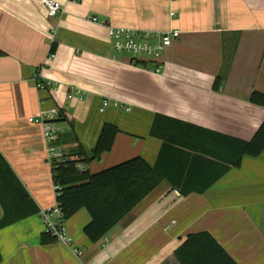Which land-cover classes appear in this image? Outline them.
Listing matches in <instances>:
<instances>
[{"label": "crops", "instance_id": "obj_1", "mask_svg": "<svg viewBox=\"0 0 264 264\" xmlns=\"http://www.w3.org/2000/svg\"><path fill=\"white\" fill-rule=\"evenodd\" d=\"M59 1L63 11L51 17L40 0H0V153L39 209L55 205L57 195L43 127L30 118L52 110L66 128L62 149L91 173L137 156L155 166L164 144L151 134L157 115L207 130L165 132L184 142L187 170L195 156L186 186L203 191L183 195L164 179L97 242L84 232L86 209L64 220L71 245L45 243L34 214L0 229V264H179L174 252L203 231L237 264H264V150L214 183L223 165L208 153L229 148L211 132L251 140L264 121V107L250 102L253 91L264 93V0ZM93 17L181 34L159 60L135 58L115 52L108 27ZM70 88L84 99H69ZM105 123L120 129L112 150L84 161ZM181 150L168 148L161 161L177 180L187 159Z\"/></svg>", "mask_w": 264, "mask_h": 264}, {"label": "trees", "instance_id": "obj_2", "mask_svg": "<svg viewBox=\"0 0 264 264\" xmlns=\"http://www.w3.org/2000/svg\"><path fill=\"white\" fill-rule=\"evenodd\" d=\"M55 51L52 47L51 53ZM5 55L0 49V56ZM146 63V61H142ZM252 104L264 107V93L255 90L250 95ZM61 112L59 121H64ZM184 130L201 131L199 126L183 122L174 118L157 115L151 134L164 139L158 161L155 166L150 165L144 158L137 156L97 173L83 170L78 167L79 162L69 155L61 162H54L52 166L53 179L59 186L57 202L59 203L64 219L67 220L86 209L90 215V221L86 224L84 232L93 242L105 237L111 229L121 221L129 212L138 206L157 186L169 179L174 187H178L183 195L194 190L187 187L191 181L194 157L189 162V152H184L178 145L184 142L176 138L166 137L165 132ZM120 129L112 123H105L101 129L92 157L84 161L100 158L105 152L111 151ZM222 140H227L229 148L227 153L219 154L209 151L212 162L219 167L218 175L212 177L210 183H214L224 175L230 167L240 166L245 155L258 156L264 150V121L251 140H242L234 137L223 136L211 132ZM168 148L181 150L186 153L185 163L181 168V177L177 180L168 175L161 167V161ZM80 156L82 152H80ZM211 161V160H210ZM217 161V162H216ZM187 170V172H185ZM203 189V188H202ZM0 202L4 209V216L0 220V229L16 223L34 214L40 213V209L32 199L15 172L0 153ZM45 243L57 241L55 237L45 232ZM179 264H237L228 252L207 231L191 234L184 243L174 252ZM3 256L0 251V262Z\"/></svg>", "mask_w": 264, "mask_h": 264}, {"label": "built area", "instance_id": "obj_3", "mask_svg": "<svg viewBox=\"0 0 264 264\" xmlns=\"http://www.w3.org/2000/svg\"><path fill=\"white\" fill-rule=\"evenodd\" d=\"M46 6L49 16L57 17L63 11V4L59 0H40ZM92 20L100 22L108 27L110 41L113 49L117 53L129 54L135 58H147L152 61L159 60L164 52L179 38L181 32L177 29L172 30H145L140 28H131L125 26H112L106 20H99L98 17H93ZM50 56H53L51 53ZM159 72L160 68H155ZM38 75H36L37 79ZM39 87H53L57 85L51 80L41 82L38 80ZM85 94L81 89L70 88L68 98L84 99ZM110 100L103 101V110L108 106ZM117 105V104H116ZM127 110H130L128 108ZM59 116L58 110H52L48 114H43L36 117H31L30 120L39 123L43 127V135L47 142L48 158L51 162V167L54 162H61L66 159L67 153L59 144L61 135L66 128L57 124L56 120ZM80 169L81 166L78 165ZM59 186L55 184L56 195L58 196ZM40 217L45 227V232L55 237L60 243L71 245L72 237L66 232L64 226V216L62 209L57 202L55 205L40 210ZM75 251L79 252L75 249Z\"/></svg>", "mask_w": 264, "mask_h": 264}]
</instances>
